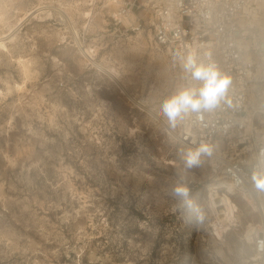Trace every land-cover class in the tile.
Returning a JSON list of instances; mask_svg holds the SVG:
<instances>
[{
	"label": "rangeland",
	"instance_id": "rangeland-1",
	"mask_svg": "<svg viewBox=\"0 0 264 264\" xmlns=\"http://www.w3.org/2000/svg\"><path fill=\"white\" fill-rule=\"evenodd\" d=\"M111 9L0 0V264H264V189L188 165L170 59Z\"/></svg>",
	"mask_w": 264,
	"mask_h": 264
},
{
	"label": "built area",
	"instance_id": "built-area-1",
	"mask_svg": "<svg viewBox=\"0 0 264 264\" xmlns=\"http://www.w3.org/2000/svg\"><path fill=\"white\" fill-rule=\"evenodd\" d=\"M114 22L132 9L144 11L128 23L133 31L147 28L155 46L170 59L177 88L203 87L184 63L194 54L196 64H214L231 81L226 96L210 109L181 111L175 117V139L195 151L201 145L212 174L229 193L255 201L264 187V0H106ZM143 20V23L141 22ZM253 249L264 254V232L255 226Z\"/></svg>",
	"mask_w": 264,
	"mask_h": 264
},
{
	"label": "clouds",
	"instance_id": "clouds-1",
	"mask_svg": "<svg viewBox=\"0 0 264 264\" xmlns=\"http://www.w3.org/2000/svg\"><path fill=\"white\" fill-rule=\"evenodd\" d=\"M184 67L185 69L191 68L195 77L204 80V85L198 90V95L197 90L187 89L165 102V111L172 118L180 115L181 111H196L201 107L210 109L218 105L225 98L231 83L229 77L221 73L214 64L197 65L194 54L187 56ZM208 151L209 149L204 145H201L195 151H189L188 165L191 166L197 163L199 154ZM253 179L256 180L258 187H264V177L257 178L254 175ZM177 194L187 195L186 191L182 189H177Z\"/></svg>",
	"mask_w": 264,
	"mask_h": 264
},
{
	"label": "bare ground",
	"instance_id": "bare-ground-1",
	"mask_svg": "<svg viewBox=\"0 0 264 264\" xmlns=\"http://www.w3.org/2000/svg\"><path fill=\"white\" fill-rule=\"evenodd\" d=\"M254 199H256V198H254ZM258 207H260V211H261V213H262L264 209L261 208V206H260L259 203H258ZM262 215H263V214H262Z\"/></svg>",
	"mask_w": 264,
	"mask_h": 264
}]
</instances>
